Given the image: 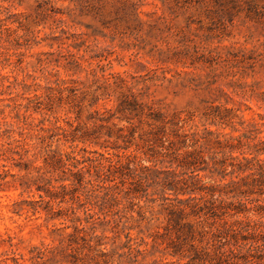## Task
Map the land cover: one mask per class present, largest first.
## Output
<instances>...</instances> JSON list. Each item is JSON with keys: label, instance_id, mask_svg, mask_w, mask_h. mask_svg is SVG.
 <instances>
[{"label": "clouds", "instance_id": "9594fccd", "mask_svg": "<svg viewBox=\"0 0 264 264\" xmlns=\"http://www.w3.org/2000/svg\"><path fill=\"white\" fill-rule=\"evenodd\" d=\"M0 264H264V0H0Z\"/></svg>", "mask_w": 264, "mask_h": 264}]
</instances>
